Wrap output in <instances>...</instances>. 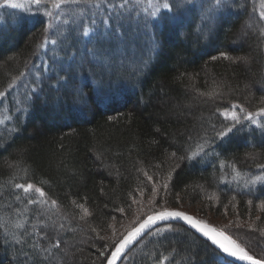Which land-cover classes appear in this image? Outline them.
Segmentation results:
<instances>
[{
  "label": "trees",
  "instance_id": "trees-1",
  "mask_svg": "<svg viewBox=\"0 0 264 264\" xmlns=\"http://www.w3.org/2000/svg\"><path fill=\"white\" fill-rule=\"evenodd\" d=\"M172 5L154 18L131 12L128 26L110 33L114 43L100 47L98 62L80 63L76 48L52 43L45 14L0 0V92L28 80L0 120V264H102L99 252L108 255L113 241L100 237L120 219L118 209L132 208L151 174L169 184L161 198L191 199L219 215L259 210L253 228L240 220L221 227L264 257V184L246 188L241 179L264 168V127L244 118L227 137L216 136L233 123L223 115L233 105L243 117L264 107V19L256 0ZM79 55L91 59L90 49ZM6 109L0 105V113ZM201 144L197 157L184 158ZM27 183L42 188L49 203L28 204L40 198L15 187ZM161 257L166 264L225 259L191 228L169 223L120 264H158Z\"/></svg>",
  "mask_w": 264,
  "mask_h": 264
},
{
  "label": "rangeland",
  "instance_id": "rangeland-1",
  "mask_svg": "<svg viewBox=\"0 0 264 264\" xmlns=\"http://www.w3.org/2000/svg\"><path fill=\"white\" fill-rule=\"evenodd\" d=\"M90 1L70 0L62 3L59 6H55L52 3V1L49 0H42L40 5H35L31 3L30 0H12V3L21 4L22 7H20V9L26 10L27 12L37 11L39 13L45 14V16L48 19V23L51 26L52 29L51 32H53L56 35L55 41L56 44H58V47L64 48L65 51L71 50L72 47L76 48L78 52L77 59L79 60V62L90 63V62H98L97 60L99 59V57L96 54L102 45L114 43L115 40L114 37L112 36L113 35L112 32L115 30V28H117L116 26L119 25L128 26L127 18L130 16L131 12L137 11L136 13L140 14V16L148 17L147 15H149L150 17L154 18L155 15L159 14V11L161 9H164L162 7L163 3L168 2L170 5H172L173 3H180L182 1L185 2L188 0H116V1L94 0L91 2ZM256 5L259 8L261 14V12L264 11V0H256ZM49 12L52 13L51 16L48 15ZM137 24H139V22H137ZM82 28H83V33L81 32ZM85 31H87L88 33L87 35L84 34ZM85 39H87L86 41H89V43H91V46L88 47V44L85 42ZM121 40L125 42V39H121ZM145 42L146 41L143 40L142 44H145ZM88 49H90L91 52V56L89 55L91 59L84 61L83 58L79 55V51L81 50L82 52H85ZM26 78L27 77L23 78V80ZM23 80L22 81L20 80V82L17 85H15L10 91L6 92L3 97H0V105H3L4 109L8 108L5 110L6 113H4V111L0 113L1 114L0 120H2L3 117L5 118L7 116L8 110L12 107L14 103L18 101L19 98L24 96L25 92L27 91L26 85L24 84V82L27 83V81H23ZM31 81L33 80L31 79ZM234 106L235 105H233L232 108L229 111H227L228 112L227 117L231 118L232 113L235 112L240 117V121L244 122L243 115H240L239 112L235 109L237 107ZM255 119L258 121V123L250 122V124L255 125L259 128H263L264 115H256ZM261 169L262 170L255 172V174H248L246 176L241 177V179L244 180L245 183L247 182V184L245 185L246 188H251L250 186H258L259 183L264 184V168ZM147 177H152V179L151 180L148 179V184H145V191L136 192L134 194L136 196H134L132 199V208L130 210H123L122 212L120 211V219H116L115 221L112 222V224L109 227L110 228L109 231L105 234L106 235L105 239H110V241L112 242L114 237H119L122 234H124L129 227H131L133 224L136 223L137 219H142L143 215L150 211L151 208V205L149 203L150 200H156L158 201L159 204H165L169 209H178L188 214H192L197 218L214 225L218 229H223L221 226H226L227 229L231 228L232 225H234L233 224L234 220H240L243 225L247 223L246 226H248L249 228H253L254 226H257L258 221L261 219L259 210L248 209L244 214H240L238 212L236 216H232V212L226 207L227 210H223L222 214L219 215L218 214L219 211L217 210L215 211L214 209H211L209 206L204 205L203 203L194 204L192 203L191 199H187V198L181 199L177 197L176 201H172L170 199L167 200L165 195H163L161 198L160 192L161 189L164 188L163 185L165 184L161 181L163 176L158 177L151 174ZM153 186H155L158 193L156 196H153V192H152ZM37 197L40 198L39 195ZM256 211L258 212L255 213ZM225 232L226 234L230 235L227 232V230H225ZM146 236L140 239L137 243L143 240ZM232 237L234 238V236ZM237 240L239 241V239ZM242 246L244 245L242 244Z\"/></svg>",
  "mask_w": 264,
  "mask_h": 264
},
{
  "label": "snow or ice",
  "instance_id": "snow-or-ice-1",
  "mask_svg": "<svg viewBox=\"0 0 264 264\" xmlns=\"http://www.w3.org/2000/svg\"><path fill=\"white\" fill-rule=\"evenodd\" d=\"M5 4L13 7V8H20L22 7L21 4L18 3H12V0H4ZM31 3L35 5H40L42 0H30ZM65 0H52V3L55 6H59L62 3H64ZM216 4H220V0H216ZM173 5H170L168 2L163 3L162 7L164 9H169ZM49 16L52 15L51 12L48 13ZM261 17L264 18V11L261 12ZM50 27V25H49ZM87 35V31L84 33ZM53 44L56 43L55 40L52 41ZM43 46V45H41ZM221 56L224 59H228L227 55L225 53H221ZM213 59H216V57H213ZM5 93L0 92V97H3ZM239 107V106H234ZM240 111H244L243 108H240ZM223 115L225 117L228 116V112H223ZM256 115H264V107L258 109L257 113H251L247 112L245 114V119L249 120L252 123H258V121L255 119ZM231 119L233 123L229 126H226L219 131L216 132V136L219 138L227 137L229 134H231L236 127L237 124L240 123V117L233 112L231 115ZM207 143V142H205ZM199 151L192 152L191 156L184 157L185 159H193L197 157L200 152L204 151V145H198ZM175 155V153H173ZM260 167H264V165H260ZM148 179H152V177H148ZM15 187L17 189L22 190L24 193H30L35 192L39 195L40 200H34L29 199L27 201L28 204H37V203H49V201L45 200L44 197L46 196V193L43 191L42 188L34 186L32 183L27 184H16ZM165 189H167L168 185L165 183L163 185ZM153 196H156L157 190L155 186H153L152 189ZM17 199H20L19 196H17ZM151 208L148 213L145 214V218L143 219H137L136 223L133 224L131 227L127 229V231L122 234L119 237L113 238V243L109 246V254L105 255V252L101 250L99 252V256L103 257V262H106V264H117V261L121 258V254L124 252L125 248L131 244L138 236H140L142 233L145 232L146 229H149L152 225H155L158 221H166L170 219H179L182 221H185L187 225L191 227V229L196 230L200 234H202L203 237H206L208 241L211 242V245L215 246V249L217 251V256H223L224 264H232V259L234 258L235 261H246L247 264H264V257H257L256 255H253L250 253L249 249L245 246H242V243L239 242L237 239H234L231 235L226 234L225 230L218 229L211 224L194 218L192 215L187 214L186 212L178 209H169L165 204H159L156 200H150L149 201ZM50 204L52 206H56L57 202L55 200L50 201ZM119 211H123V209H118ZM85 212H87V209H85ZM26 223V222H25ZM51 227L55 228L56 224L53 222ZM45 227H49L47 223H45ZM64 225L59 224V228L63 229ZM16 228H24V223H17ZM33 230L35 231V226H33ZM171 230V229H169ZM27 229H25V232ZM95 231V229H93ZM23 235V234H22ZM47 234L45 233L44 236L41 237V239H45ZM101 239H105L104 237H100ZM21 241H17V243H20ZM61 245V241L56 240L53 242L52 247L53 248H59ZM45 252L48 251L47 248L43 249ZM168 258L167 257H161L158 260V264H166Z\"/></svg>",
  "mask_w": 264,
  "mask_h": 264
},
{
  "label": "water",
  "instance_id": "water-1",
  "mask_svg": "<svg viewBox=\"0 0 264 264\" xmlns=\"http://www.w3.org/2000/svg\"><path fill=\"white\" fill-rule=\"evenodd\" d=\"M188 214V213H187ZM192 215V214H189ZM194 218H197L196 216L192 215ZM199 219V218H197ZM201 220V219H200ZM181 223L183 225H186L187 227L191 228L189 225H187V223L185 221L179 220V219H170V220H166V221H158L155 225H152L149 229H146L144 233H142L140 236H138L131 244H129L124 252L121 254V258L117 261V264H120V262L123 260V258L125 257V255L128 253V251L140 240L142 239L144 236H146L148 233H150L151 231H153L154 229H156L159 226H162L164 224L167 223ZM206 222V221H205ZM208 223V222H207ZM210 224V223H209ZM212 225V224H211ZM214 226V225H212ZM215 227V226H214ZM194 230V229H192ZM196 233H198L200 236H202V234H200L199 232H197L196 230H194ZM203 237V236H202ZM207 240L206 237H203ZM210 242V241H209ZM211 243V242H210ZM215 247V246H214ZM232 262L237 263V264H247L246 261H235V259H232Z\"/></svg>",
  "mask_w": 264,
  "mask_h": 264
},
{
  "label": "bare ground",
  "instance_id": "bare-ground-1",
  "mask_svg": "<svg viewBox=\"0 0 264 264\" xmlns=\"http://www.w3.org/2000/svg\"><path fill=\"white\" fill-rule=\"evenodd\" d=\"M116 1V0H115ZM108 2V1H107ZM109 3V2H108ZM104 4H106V3H104ZM99 5V4H98ZM53 7V6H52ZM187 8V7H186ZM253 8V7H252ZM259 9V8H258ZM111 10V9H110ZM221 10V9H220ZM219 11V10H218ZM37 12V11H36ZM2 14V13H1ZM37 14V13H36ZM146 14V13H145ZM236 14V13H235ZM254 14V13H253ZM116 16V15H115ZM108 17V16H107ZM128 17V16H127ZM125 18V17H124ZM62 19V18H61ZM104 19H105V17H104ZM176 19V18H175ZM149 20V19H148ZM87 21V20H86ZM93 21H95V20H93ZM117 21V20H116ZM83 22V21H82ZM125 23V22H124ZM206 23V22H205ZM80 24V23H79ZM106 24V23H105ZM63 25V24H62ZM109 25V24H108ZM106 26V25H105ZM98 27V26H97ZM117 27V26H116ZM79 28V27H78ZM108 28H110V27H108ZM194 28V27H193ZM198 28V27H197ZM196 28V29H197ZM211 28V27H210ZM62 29V28H61ZM93 30V29H92ZM52 31V30H51ZM106 31V30H105ZM119 31V30H118ZM104 32V31H103ZM116 32V31H115ZM200 32V31H199ZM83 33V32H82ZM121 33V32H120ZM44 34V33H43ZM199 34V33H198ZM45 35V34H44ZM104 35V34H103ZM129 35V34H128ZM42 36V35H41ZM64 36V35H63ZM212 37V36H211ZM186 38V37H185ZM231 38V37H230ZM82 40V39H81ZM84 40V39H83ZM85 40H87V39H85ZM42 41V40H41ZM71 41V40H70ZM234 41V40H233ZM62 42V41H61ZM186 44V43H185ZM47 45V44H46ZM132 45V44H131ZM240 46V45H239ZM57 47V46H56ZM78 47V46H77ZM230 48V47H229ZM120 50V49H119ZM43 51V50H42ZM131 51V50H130ZM78 53V52H77ZM98 53V52H97ZM90 54V53H89ZM37 56V55H36ZM51 56V55H50ZM91 56V55H90ZM74 57V56H73ZM125 57V56H124ZM56 58V57H55ZM63 58V57H62ZM96 58V57H95ZM35 59H36V57H35ZM115 60V59H114ZM74 61V60H73ZM72 61V62H73ZM86 61V60H85ZM51 62V61H50ZM113 63V62H112ZM121 63V62H120ZM153 63V62H152ZM116 64V63H115ZM129 64V63H128ZM142 64V63H141ZM19 65V64H18ZM28 65V64H27ZM95 65V64H94ZM105 65V64H104ZM111 65V64H110ZM134 65V64H133ZM148 65V64H147ZM23 66V65H22ZM35 66V65H34ZM105 67V66H104ZM49 68V67H48ZM125 68V67H124ZM25 69H27V68H25ZM67 69V68H66ZM84 69V68H83ZM41 70V69H40ZM141 71V70H140ZM77 72V71H76ZM102 72V71H101ZM111 72V71H110ZM18 73V72H17ZM16 73V74H17ZM60 73V72H59ZM63 73V72H62ZM145 73H146V71H145ZM29 76V75H28ZM23 77V76H22ZM81 78V77H80ZM73 79V78H72ZM92 79V78H91ZM111 79V78H110ZM19 81V80H18ZM28 81V80H27ZM62 81V80H61ZM109 81V80H108ZM75 90H76V88H75ZM140 91V90H139ZM76 92V91H75ZM71 93V92H70ZM84 93V92H83ZM82 94V93H81ZM80 94V95H81ZM76 95V94H75ZM53 96V95H52ZM142 96V95H141ZM54 98H55V96H54ZM68 98V97H67ZM95 98V97H94ZM56 101V100H55ZM75 101V100H74ZM64 102V101H63ZM101 102V101H100ZM54 103V102H53ZM52 103V104H53ZM85 103V102H84ZM90 103V102H89ZM29 104V103H28ZM79 105V104H78ZM7 107V106H6ZM13 108V107H12ZM85 109V108H84ZM4 113H6L5 111H4ZM20 115H21V113H20ZM1 118V117H0ZM4 118V117H3ZM7 119H8V117H7ZM4 123V122H3ZM23 182V181H22ZM169 185V184H168ZM258 190V189H257ZM263 203V202H262ZM173 225V224H172ZM44 253V252H43ZM61 264V263H60Z\"/></svg>",
  "mask_w": 264,
  "mask_h": 264
}]
</instances>
